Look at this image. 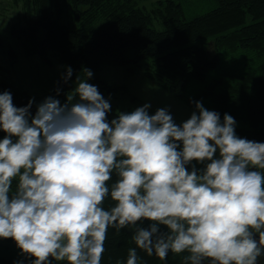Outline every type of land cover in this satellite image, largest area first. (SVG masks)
Listing matches in <instances>:
<instances>
[{"label": "clouds", "instance_id": "clouds-1", "mask_svg": "<svg viewBox=\"0 0 264 264\" xmlns=\"http://www.w3.org/2000/svg\"><path fill=\"white\" fill-rule=\"evenodd\" d=\"M83 71L66 101L49 95L34 115V98L16 106L0 92V238L21 249L13 264H101L109 227L133 230L126 264H146L137 248L183 253L182 264H261L264 141L199 100L180 124L168 107L149 114L150 102L109 120Z\"/></svg>", "mask_w": 264, "mask_h": 264}, {"label": "trees", "instance_id": "trees-1", "mask_svg": "<svg viewBox=\"0 0 264 264\" xmlns=\"http://www.w3.org/2000/svg\"><path fill=\"white\" fill-rule=\"evenodd\" d=\"M13 10L18 12L9 35L23 56H44L62 64L54 86L40 96L0 72V92L9 90L16 106L34 98L33 115L49 95L66 101L85 68L93 71L88 82L110 101L108 119L128 112L112 105L115 93L126 88L99 75L108 65L141 72L191 109L199 100L218 111L221 119L227 112L234 117L239 136L264 141V0H157L150 7L141 0H0V17ZM16 48L11 44L7 52L12 64L19 55ZM69 65L73 74L64 82L62 74ZM3 69L7 68L0 65ZM5 134L0 130V138ZM112 203L105 200L106 207ZM132 235L127 227L119 232L109 227L101 264L117 260L126 264L128 249L136 247ZM6 241L0 248V264H13L19 260L14 248L21 249L13 238ZM137 251L146 264H182L184 255L169 252L161 260Z\"/></svg>", "mask_w": 264, "mask_h": 264}, {"label": "rangeland", "instance_id": "rangeland-1", "mask_svg": "<svg viewBox=\"0 0 264 264\" xmlns=\"http://www.w3.org/2000/svg\"><path fill=\"white\" fill-rule=\"evenodd\" d=\"M154 1L157 0H141L148 7L153 5ZM16 12L18 11L13 10L8 12L6 16L0 17V37L4 41V46H0V65L7 68L0 72L32 95L40 96L54 86L61 74L62 64L57 59L50 61L44 56L32 58L23 56L20 48L16 45V41L9 35L10 28L15 22L14 18L17 17ZM72 27L75 28L76 24H73ZM11 44L15 48L17 47L19 52L16 64H12L10 57L8 58L7 52ZM99 75L110 84L126 88L115 93L112 105L128 112L150 102L149 114H154L159 107H168L175 122L180 124L189 118L195 110L181 104L168 91L160 88L156 82L145 78L141 72L129 73L123 67L107 65L99 72ZM197 167H202V165L197 164ZM6 244V238H0V248ZM14 251L18 254L17 257L21 259L20 250L14 248Z\"/></svg>", "mask_w": 264, "mask_h": 264}]
</instances>
